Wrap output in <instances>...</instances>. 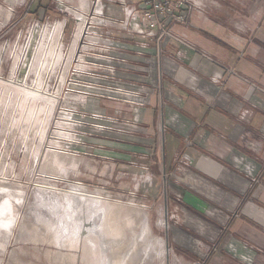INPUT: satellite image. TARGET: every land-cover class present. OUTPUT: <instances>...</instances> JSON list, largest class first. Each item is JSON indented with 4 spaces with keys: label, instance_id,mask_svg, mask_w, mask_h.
Masks as SVG:
<instances>
[{
    "label": "rangeland",
    "instance_id": "1",
    "mask_svg": "<svg viewBox=\"0 0 264 264\" xmlns=\"http://www.w3.org/2000/svg\"><path fill=\"white\" fill-rule=\"evenodd\" d=\"M47 1L0 0V264H94L91 243L70 240L83 230L111 251L108 264H213L206 243L201 259L169 240L185 190L151 155L161 144L134 151L125 141L152 88L137 83L120 46L102 51L84 15L78 24ZM107 219L117 220L116 239ZM154 240L164 242L162 258L148 247Z\"/></svg>",
    "mask_w": 264,
    "mask_h": 264
},
{
    "label": "crops",
    "instance_id": "2",
    "mask_svg": "<svg viewBox=\"0 0 264 264\" xmlns=\"http://www.w3.org/2000/svg\"><path fill=\"white\" fill-rule=\"evenodd\" d=\"M240 1L208 0L187 27H175L210 58L171 40L157 56L154 41L103 30L137 70V83L152 88L126 145L137 151L161 144L151 155L185 190L183 220L170 225L169 240L201 259L206 243L213 264H264V0ZM65 2L83 4L85 15L125 17L119 1Z\"/></svg>",
    "mask_w": 264,
    "mask_h": 264
},
{
    "label": "built area",
    "instance_id": "3",
    "mask_svg": "<svg viewBox=\"0 0 264 264\" xmlns=\"http://www.w3.org/2000/svg\"><path fill=\"white\" fill-rule=\"evenodd\" d=\"M98 3L100 0H94ZM123 7L124 18H109L98 15L96 12H89L87 15L84 13L83 4L77 8L71 9L66 7L65 0L59 1V6L71 10L76 15L77 23L80 22V16L84 15L85 22L87 17L92 16L89 24L84 23V31L87 28L91 34H95L102 43V51L109 53L112 52L114 47L112 45L115 40L111 36H106L103 33L104 28L118 29L126 31L131 35L139 36L146 42H155L156 52L160 54L164 48V42L171 40L177 42L191 50L196 51L205 57L210 58L208 54L198 49L188 37L175 30L176 26L187 27L194 9L198 8L203 11L208 8L209 3L213 0H140L139 5H134L130 0H115ZM106 59V63L108 64ZM123 66H127L123 63ZM138 100L144 101L143 98L138 97ZM140 119L139 113L135 114V120L138 122Z\"/></svg>",
    "mask_w": 264,
    "mask_h": 264
},
{
    "label": "bare ground",
    "instance_id": "4",
    "mask_svg": "<svg viewBox=\"0 0 264 264\" xmlns=\"http://www.w3.org/2000/svg\"><path fill=\"white\" fill-rule=\"evenodd\" d=\"M82 31V30H81ZM137 100H138V98H137ZM75 196H78V197H80V198H82V199H84V200H89V199H93L94 201H96V202H100L101 200H98V199H94V198H91L92 196H80V195H75ZM3 210V209H2ZM4 211V210H3ZM108 220V219H107ZM112 221H107L108 222V224H106L105 226H106V228H107V235L109 236V235H111L112 233H114L113 231H114V229H115V227H116V223H117V220H115V219H111ZM6 224V223H5ZM104 226V227H105ZM103 227V228H104ZM110 230V231H109ZM145 233H144V235H145V237H146V234H147V232H149L148 230H147V228H145ZM81 233V235L80 234H77L75 237H72V239H70L69 238V236H62L64 239H65V241H69V239L70 240H72V242L75 244V240L77 241V242H81V240H83V241H85L86 242V247H87V245L89 244V243H91V246L93 247V251H95L94 253H98L97 254V256H89V262L90 261H93V263L94 264H108L106 261V259H108V257H106V254H108V253H110V252H108V251H106L104 248H103V246H102V248H100L99 246H98V244H96V242L94 241V239H92L93 238V236H94V234H92V235H90V236H85L86 235V233L84 232V230H83V232L81 231L80 232ZM90 233V232H89ZM105 233V232H104ZM67 234L68 235H70L71 233H69V232H67ZM116 237H117V235L114 233V238H112V239H116ZM76 238V239H75ZM102 236H100V237H98V238H96V240L101 244V243H104L108 248H113L114 247V243H113V240L111 241V243H107V242H105V241H101L102 239ZM110 238V237H109ZM118 240V239H117ZM154 242V244H155V248L157 249V255L158 256H161V258H162V255H161V252H160V249L162 248V247H164V242L162 241V240H154V241H150V244H149V246L148 247H151V245H152V243ZM70 246H71V244H70ZM146 246V245H145ZM147 247V246H146ZM147 247V248H148ZM150 250V249H149ZM148 250V251H149ZM148 251H147V255H148ZM94 253H87V254H90V255H94ZM133 254V253H132ZM132 254L131 255H129L128 257H126L125 259H123V262H124V260L126 261L127 260V262L130 260V258H131V256H132ZM110 257V256H109ZM102 258H103V260H102ZM160 258V257H159ZM110 259V258H109ZM121 261V260H120ZM126 262H124V263H122V261L120 262V263H118V264H125ZM112 264H114V262H112ZM126 264H128V263H126Z\"/></svg>",
    "mask_w": 264,
    "mask_h": 264
},
{
    "label": "trees",
    "instance_id": "5",
    "mask_svg": "<svg viewBox=\"0 0 264 264\" xmlns=\"http://www.w3.org/2000/svg\"><path fill=\"white\" fill-rule=\"evenodd\" d=\"M40 2V1H39ZM41 6V5H40Z\"/></svg>",
    "mask_w": 264,
    "mask_h": 264
}]
</instances>
